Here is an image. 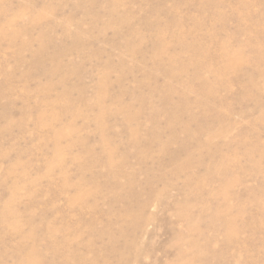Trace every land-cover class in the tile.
<instances>
[{"label": "rangeland", "instance_id": "1", "mask_svg": "<svg viewBox=\"0 0 264 264\" xmlns=\"http://www.w3.org/2000/svg\"><path fill=\"white\" fill-rule=\"evenodd\" d=\"M0 264H264V0H0Z\"/></svg>", "mask_w": 264, "mask_h": 264}, {"label": "bare ground", "instance_id": "2", "mask_svg": "<svg viewBox=\"0 0 264 264\" xmlns=\"http://www.w3.org/2000/svg\"><path fill=\"white\" fill-rule=\"evenodd\" d=\"M7 212V211H6ZM8 215H11V213H9V211H8Z\"/></svg>", "mask_w": 264, "mask_h": 264}]
</instances>
